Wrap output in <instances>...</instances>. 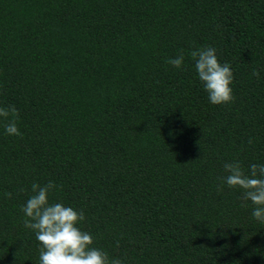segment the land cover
<instances>
[{
	"label": "trees",
	"instance_id": "trees-1",
	"mask_svg": "<svg viewBox=\"0 0 264 264\" xmlns=\"http://www.w3.org/2000/svg\"><path fill=\"white\" fill-rule=\"evenodd\" d=\"M208 46L229 103L198 78L190 53ZM9 106L22 135L0 117V264H39L22 206L50 181L49 203L83 210L122 264H264L256 206L218 179L264 165V0H0Z\"/></svg>",
	"mask_w": 264,
	"mask_h": 264
},
{
	"label": "clouds",
	"instance_id": "clouds-1",
	"mask_svg": "<svg viewBox=\"0 0 264 264\" xmlns=\"http://www.w3.org/2000/svg\"><path fill=\"white\" fill-rule=\"evenodd\" d=\"M190 56L195 61L198 78L208 93L209 101L212 104L231 102L234 99L230 87L233 72L227 62H219L216 49L211 46L195 49ZM184 59V54L181 53L176 58H170L167 63L179 69ZM253 75L259 77V70H254ZM0 117L7 121L4 125L6 134L22 135L16 123L18 110L14 106L0 107ZM248 143L251 144L252 140ZM224 169L228 175L218 179L230 188L242 189L241 206L247 207V202L250 201L256 206L252 216L264 223V165L251 164L250 174H245L238 161L226 162ZM55 187L51 181L44 186L33 183L32 195L22 206L27 217L24 227L35 232L41 245L39 264H122L119 258L110 259L107 252L92 247L94 239L91 233L78 227L85 219L83 210L77 211L62 203H49V191ZM11 195L10 192L5 193L8 198Z\"/></svg>",
	"mask_w": 264,
	"mask_h": 264
}]
</instances>
